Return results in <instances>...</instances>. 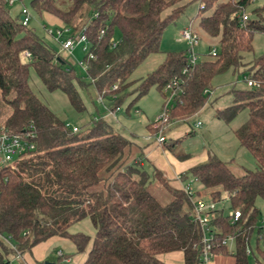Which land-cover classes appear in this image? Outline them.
I'll return each mask as SVG.
<instances>
[{
  "label": "trees",
  "instance_id": "obj_1",
  "mask_svg": "<svg viewBox=\"0 0 264 264\" xmlns=\"http://www.w3.org/2000/svg\"><path fill=\"white\" fill-rule=\"evenodd\" d=\"M22 1V0H19ZM198 28L217 40V55L187 64L185 53H167L162 63L146 78L134 84L131 75L150 55L160 52L162 36L188 6L186 0H70L62 10L58 0H30L38 16H50L72 36L83 34L88 42L86 79L98 98L119 109L132 93L134 104L155 89H164L173 80L183 82L182 93L168 105L171 122H187L207 103L215 77L244 67L243 55L252 52L256 34H264V5L252 10L253 18L241 20L242 13L256 0H200ZM0 0V131L26 136L34 150L16 160L14 167L0 166V264H12L52 239L69 241L77 254L86 253L82 264H163L158 257L181 252L184 264L202 261V234L195 222L193 207L183 190L173 189L163 175L152 176L143 167L142 149L114 132L103 120L94 119L83 129L61 121L32 92V69L48 93L59 91L77 113L85 111L78 88H85L69 66L28 26L20 12L9 13ZM57 29V28H55ZM119 40L115 42V32ZM28 53L29 58H24ZM246 81L257 86L232 90L233 103L215 116L226 124L247 111V120L234 131L241 148L256 163L252 171L236 176L227 163L208 155L205 163L181 174L183 183L194 180L202 187L207 202H217L211 226L215 256H231L235 264H248L246 248L258 228L257 199L264 202V56L248 63ZM187 69L186 74H182ZM150 126V125H149ZM178 142H164L163 148L177 158ZM159 185L167 202L152 192ZM225 203L227 204L225 206ZM239 211L234 224L225 211ZM89 219L94 235L71 234L69 229ZM234 237L235 252L229 254L222 241ZM9 239L7 244L3 239ZM259 239H257V244ZM264 264V249L256 248ZM19 256V257H18ZM69 256L60 254L64 263ZM210 259V261L212 260ZM23 262V261H22Z\"/></svg>",
  "mask_w": 264,
  "mask_h": 264
},
{
  "label": "rangeland",
  "instance_id": "obj_2",
  "mask_svg": "<svg viewBox=\"0 0 264 264\" xmlns=\"http://www.w3.org/2000/svg\"><path fill=\"white\" fill-rule=\"evenodd\" d=\"M58 5L62 10H67L70 8V0H58ZM263 5L264 0H256L244 11V14L249 18H253L252 10ZM24 7L31 16L28 29L32 30L42 39L59 58L73 67L76 77L87 84L83 89L78 88L79 95L85 107V111L79 114L72 109L63 93L59 91L48 93L42 86L35 72L30 69L29 86L41 102L71 128L77 127L83 129L92 125L94 119H97L106 122L117 134L135 135L138 138L147 136L146 126L148 121H150V123L153 122L164 112L168 96L165 95V97H162L155 89H151L147 95L134 104L130 109V117H128L126 116V110L134 99V95L131 93L121 104L119 114L115 117L108 116L113 109V104L106 100H103L102 103L98 102L100 98H98L94 87L88 84L89 81L86 79V73L80 67V63H83L86 57L83 46H75L71 53L63 51L55 39L48 34L49 30L55 28V24H52V21L45 16L38 17L30 9V0H16L13 6H9V13L13 18H16L20 10ZM189 18L190 12L186 11L174 24L166 28L162 36L160 52L150 55L133 72L130 80L134 81V84L130 87L129 92L135 89L137 82L146 78L162 63L165 54H179L187 51L188 45L181 38V29ZM119 38V33L116 31L113 39L116 42ZM196 54L198 55V62L211 59L208 45L203 41L202 36L198 47H196ZM261 56H264V34H256L253 39L252 52L243 55V63L247 65L240 68L238 71L230 70L223 75L215 77L212 81L211 89V97H214L212 103L206 105L199 117L195 118V116H193L187 123H181L186 127L190 126V128L195 131V135L187 137L182 145L177 146L175 149L177 154L187 153L191 155L187 162L194 161L196 157H201V153L204 150L214 155L220 161L227 163L236 176H241L245 171H252L256 168L254 159L239 146L234 135V131L247 120V111L244 110L231 123L225 124L215 118V110L222 109L231 104L232 97L228 94V91L233 85L235 86V90L247 89V82L245 80L246 73L244 71L249 68L248 63ZM135 110L140 111V113L135 114ZM197 122L202 125L198 129L195 128ZM144 166L149 175L152 176L151 164L146 158L144 159ZM152 192L160 199L165 200L167 198L166 193L159 185H154ZM165 201L167 202V200ZM255 206L260 213L257 227L263 229V200L257 199ZM228 212L229 211L226 209L225 213ZM69 232L71 234L83 233L93 237L94 227L89 219H85L73 225L69 229ZM256 232V230L253 232L249 242V247L251 251H253L254 256L248 257V264H256L255 261L259 259L256 251L257 246L260 250L264 249V231L262 234L263 240H260L258 244ZM56 240L57 241L53 240L52 242H47L35 247L30 254H25L19 259L13 258L11 261L12 264H66L63 260L60 261L58 259L60 254L72 257L70 263L68 262L67 264H76L81 258V255L75 252L74 246L69 241L62 239ZM227 249L229 254L234 253L235 244L229 243Z\"/></svg>",
  "mask_w": 264,
  "mask_h": 264
},
{
  "label": "built area",
  "instance_id": "obj_3",
  "mask_svg": "<svg viewBox=\"0 0 264 264\" xmlns=\"http://www.w3.org/2000/svg\"><path fill=\"white\" fill-rule=\"evenodd\" d=\"M16 0H6L8 6H13ZM186 2L194 4L196 8V15L199 11L204 10V5L200 0H186ZM20 20L23 26H28L31 16L28 10L24 7L20 10ZM241 20L246 22L248 16L244 14L241 15ZM192 21L188 20L186 24L183 25L181 29V38L188 45L186 56L187 64L190 68H194L198 62V55L196 54V47H198L200 42V36L193 29ZM48 34L55 39V41L61 46L63 51L71 53L75 46H83V51L88 53V42L83 34L78 36H72L70 31L65 28H57L49 30ZM217 55V47L213 46L209 50L210 58H215ZM24 58H29L28 53H23ZM88 58L93 59V56L88 53ZM80 67L85 71L86 64L80 63ZM187 69L183 70L182 74H186ZM246 80V79H245ZM247 87L257 86L252 81H246ZM183 82L178 79H173L164 89V94L168 96V100L164 109V112L150 123L151 130L153 131V137L158 145H162L165 141V132L171 126V121L168 114V105L175 99L178 94L182 93L181 86ZM102 103L101 99L98 101ZM116 109L115 111H117ZM201 124L197 122L195 128H199ZM72 132H77V128L73 127ZM28 137H32L31 134L26 136L10 135L6 131H0V166L14 167L16 160H19L24 155L34 150V144L32 141L28 140ZM194 180L185 183L182 190L187 195L190 203L193 207V215L195 222L197 223L201 234H202V261L208 264L212 258L211 250L215 246V237L212 232L213 228L211 226L212 215L215 212L218 203L217 202H207L199 198L196 195V191L191 186ZM230 218V223L234 224L240 218L239 211H230L228 213ZM7 244H9V239H3ZM234 237L230 236L222 241V245H228L229 242L233 241ZM250 254V249L246 248V255ZM19 257V256H18Z\"/></svg>",
  "mask_w": 264,
  "mask_h": 264
},
{
  "label": "crops",
  "instance_id": "obj_4",
  "mask_svg": "<svg viewBox=\"0 0 264 264\" xmlns=\"http://www.w3.org/2000/svg\"><path fill=\"white\" fill-rule=\"evenodd\" d=\"M226 1L227 0L221 1V2H226ZM186 11L190 12L189 20H191L193 23L192 24L193 29L195 30V32H197V34H199L200 38H201V36L203 37V41H205L207 43L209 50L213 46L217 47V40L205 36L200 31V29L198 28L197 25H198V19L199 18L198 17L196 18L195 5L194 4H188V6L186 7L184 12H186ZM45 17L48 18L50 21H52V24H55V28H60L62 26L61 23H59V21L56 20L55 18L50 17V16H45ZM116 42H118V41H116ZM161 42H162V40H161ZM204 61H207V60H204ZM231 89L235 90V86L233 85L231 87ZM231 89L228 91V94L231 95V97H232V102H231V104H232L233 103V95H232ZM213 99H214V97H211V91H210V95H209V99H208L207 103L198 113H196L194 115L195 118L199 117V115L205 109L206 105L212 103ZM101 101H103V100L101 99ZM230 105H228V106H230ZM228 106H226V107H228ZM226 107H224V108H226ZM224 108H222V109H224ZM216 110H220V109H216ZM216 110H215V113H216ZM119 112H120V108L117 111H111L110 113L108 112L109 113L108 116L115 117L117 114H119ZM130 112H131L130 110L129 111L126 110V116L130 117ZM134 113L138 114V113H140V111L135 110ZM215 118H216V116H215ZM219 121H221V120H219ZM187 122H184V123H187ZM181 123H183V122H173L171 124V126L166 130V132H165L166 142H175L176 141V142H178L177 146H181L183 141L187 137H191V136L195 135V131L192 128H190V126L186 127ZM149 125H150V121H148L147 126H146L147 136H145V137L138 138L135 135H126V134H120V135H124L126 137H132L131 138L132 141L142 149L143 154H144V158H146L149 161V163L151 164L152 172H154V170L160 172L163 175V177L168 181V184L171 188L177 189V190H182L185 183H183V181H181V179H180L181 174L185 173L186 171H188L190 168H192L194 166L205 163L207 161L208 155H212V154L207 153L206 151L203 150V152L201 153V157H196L194 161L187 162L191 155L187 154V153H183V154L180 153V154H178L181 156V158L179 159V158H177V156L173 155L171 152L164 149L163 144L158 145L156 143V141L153 137V131L151 130V127ZM176 148H174V150ZM142 165H143V167H145L144 164H142ZM191 186L193 187V189L196 192H198V193L200 192V194L202 195L203 190H202V187L200 185H197V184H195V182H193V183H191ZM226 205L227 204L225 203V206ZM228 213H227V215H228ZM263 231H264V229L262 230L261 233H259V235L256 232L259 241L263 240V235H262ZM53 240L57 241L56 239H52L48 242H52ZM229 243H234V240L229 242ZM78 255H81L80 256L81 258L79 259V261H77L76 264H82L86 258V253L78 254ZM71 260H72V257H70L69 259H66V262L70 263ZM158 260L163 264H184V256L181 252H173V253L161 255L158 257ZM208 264H235V262H234L233 257H231V256H215L212 258V260Z\"/></svg>",
  "mask_w": 264,
  "mask_h": 264
}]
</instances>
